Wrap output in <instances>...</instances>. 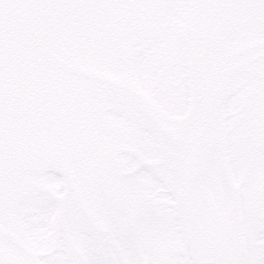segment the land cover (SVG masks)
Listing matches in <instances>:
<instances>
[{
    "label": "snow or ice",
    "instance_id": "obj_1",
    "mask_svg": "<svg viewBox=\"0 0 264 264\" xmlns=\"http://www.w3.org/2000/svg\"><path fill=\"white\" fill-rule=\"evenodd\" d=\"M0 264H264V0H0Z\"/></svg>",
    "mask_w": 264,
    "mask_h": 264
}]
</instances>
